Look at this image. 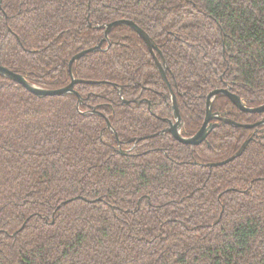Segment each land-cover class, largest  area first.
I'll use <instances>...</instances> for the list:
<instances>
[{
    "label": "trees",
    "instance_id": "1",
    "mask_svg": "<svg viewBox=\"0 0 264 264\" xmlns=\"http://www.w3.org/2000/svg\"><path fill=\"white\" fill-rule=\"evenodd\" d=\"M118 20L155 43L182 136L200 128L214 89L264 104V0H0V65L62 88L69 60ZM71 73L97 81L75 84L80 103L0 75V264H264V127L206 167L253 129L217 121L192 150L174 140L168 88L125 25ZM211 109L240 124L262 117L223 94Z\"/></svg>",
    "mask_w": 264,
    "mask_h": 264
},
{
    "label": "water",
    "instance_id": "2",
    "mask_svg": "<svg viewBox=\"0 0 264 264\" xmlns=\"http://www.w3.org/2000/svg\"><path fill=\"white\" fill-rule=\"evenodd\" d=\"M116 25H125V26H128L129 28H131L138 36H140V38L143 40L144 44L147 46L148 50L150 51V53L154 59V63L156 65V68H157L160 76L162 77L163 81L165 82V84L168 88L169 94H170V100H171L170 109L172 110V117H173L174 123H172L173 121H168L169 126L166 130L172 135V137L176 141H178L182 144L188 145L190 147V149H193L195 146H198L205 141L209 132L217 124V123H215V121H222L223 123H228V124L232 125L233 127H242V128H247V129H249V128L255 129L262 124L264 125V118L260 122H257L254 124H238V123H235L232 120L226 118L224 113L213 112L211 109V106H212V101H213L215 95L216 94H223L230 100L232 105L235 106L241 112H244V113H264V104H262L258 107H254V108L248 107V106H246L244 101L239 96L232 94L227 88L214 89V90L210 91L208 93V95L206 96L205 115H204V119H203V122H202L200 128L192 136L183 137L180 134V130H179L182 126V123L180 121V117L178 114V108L176 105L175 97H174V94L172 93V91L168 85V82L166 81L165 64L163 62L158 61L157 58L155 57L154 51L157 50V47H156L155 43L153 42V40L148 36L147 33H145L141 28H139L134 22H132L130 20H118V21H114V22H111L109 24H106L104 26L103 37L98 44H96L95 46H93L91 48L82 50L81 52L75 54L69 60V63H68L69 73L71 75V81L68 85H66L62 88H58V89L41 88L39 86H36V85L28 82L22 75L14 73L13 71L8 69L7 67L1 66V65H0V75L12 80L13 82L20 84L27 91H29L30 93H32L38 97L62 96L64 94L71 93V94H74L77 96V99H78L77 103H80L81 97L74 90L75 84L81 83V82L86 83V84H92V83H96L97 81L80 80V79L74 78L72 76V73H71V65L73 62H76L79 58L83 57L86 53L95 52V51L99 50L101 48L102 43L107 40V36H108V33L111 30V28L116 26ZM107 125L110 128V125L108 122H107ZM255 132H256V129L254 130L253 134ZM252 137L253 136H250L248 139H246L239 146V148L236 150V152L234 154H232L231 156H229L228 158H226L222 161H219V162H215V163H207V164H205V166L211 168V167L221 166V165H224L228 162H231L232 160H234L235 158H237L238 156H240L242 154L246 145L248 144L250 139H252ZM119 152L121 153L122 151L119 150Z\"/></svg>",
    "mask_w": 264,
    "mask_h": 264
},
{
    "label": "flooded vegetation",
    "instance_id": "3",
    "mask_svg": "<svg viewBox=\"0 0 264 264\" xmlns=\"http://www.w3.org/2000/svg\"><path fill=\"white\" fill-rule=\"evenodd\" d=\"M177 105V104H176ZM170 107H171V105H170ZM258 107V106H257ZM148 108H149V110H150V104H148ZM252 108H254V107H252ZM171 112H172V110H171ZM219 113V112H218ZM257 114H262V117L259 119V120H257L256 122H254V123H257V122H260L263 118H264V113H257ZM225 115V114H224ZM168 121H173V117L171 118V119H166V122L168 123ZM233 121V120H232ZM234 122V121H233ZM172 123H174V121L172 122ZM215 123H217V121H215ZM235 123H237V122H235ZM254 123H247V124H254ZM238 124H240V123H238ZM168 126H169V124H168ZM216 126V125H215ZM215 126H214V128H215ZM261 127H264V125L262 124V125H260L259 127H257V128H255L256 129V132L253 134V132H254V128H249V129H253V131H252V135L251 136H255V134L261 129ZM168 127H166V129H167ZM213 128V129H214ZM165 129V130H166ZM181 129V128H180ZM179 129V130H180ZM212 129V130H213ZM245 129H247V128H245ZM211 130V131H212ZM167 131V130H166ZM161 133V132H160ZM181 134V133H180ZM172 136V135H171ZM183 137H185V136H183ZM190 137V136H189ZM174 139V138H173ZM175 140V139H174ZM192 150V149H191Z\"/></svg>",
    "mask_w": 264,
    "mask_h": 264
}]
</instances>
